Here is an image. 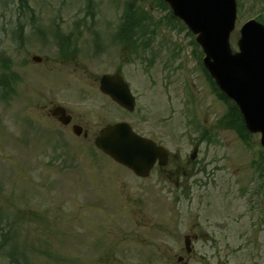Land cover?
<instances>
[{
	"label": "rangeland",
	"instance_id": "1",
	"mask_svg": "<svg viewBox=\"0 0 264 264\" xmlns=\"http://www.w3.org/2000/svg\"><path fill=\"white\" fill-rule=\"evenodd\" d=\"M127 1L138 5L143 26L157 28L140 53L147 61L111 41ZM28 4L33 12L22 14L20 0H0V243L11 231L28 253L24 264H264V226H253L264 209V179L252 203L243 192L261 152L258 136L247 148L235 131L217 130L197 164L185 157L228 106L192 57L187 29L165 23L169 10L158 0H94L93 9L87 0ZM263 5L243 0L233 49L241 25ZM58 32L73 35L78 54L69 60L60 55ZM174 52L176 61H167ZM118 66L137 98L133 113L99 88ZM57 105L72 124L50 115ZM117 121L159 141L172 158L179 154L163 173L136 177L94 146L99 130ZM75 123L88 137L73 133ZM199 161L213 175L197 171ZM186 236L196 237L190 255ZM0 264H8L2 252Z\"/></svg>",
	"mask_w": 264,
	"mask_h": 264
},
{
	"label": "water",
	"instance_id": "2",
	"mask_svg": "<svg viewBox=\"0 0 264 264\" xmlns=\"http://www.w3.org/2000/svg\"><path fill=\"white\" fill-rule=\"evenodd\" d=\"M166 1L175 14L199 34L198 40L207 53V68L221 89L238 103L248 129L262 133L264 145V27L254 21L248 23L238 41L241 52L233 53L229 39L236 14L234 0ZM101 89L122 106L133 110L134 99L119 76H104ZM53 114L61 115L64 124L71 120L60 107ZM74 131L81 135L82 128L76 126ZM95 142L101 150L141 176L149 174L157 158L161 159L162 165L166 164L167 153L152 141L139 138L125 123L107 126Z\"/></svg>",
	"mask_w": 264,
	"mask_h": 264
},
{
	"label": "trees",
	"instance_id": "3",
	"mask_svg": "<svg viewBox=\"0 0 264 264\" xmlns=\"http://www.w3.org/2000/svg\"><path fill=\"white\" fill-rule=\"evenodd\" d=\"M25 1V0H24ZM23 7H25V4H23ZM27 9L28 6H26ZM128 24L130 23H136V20L134 18V13L131 17H128V21H126ZM230 122V128H234L236 129L237 132H239L240 135L244 134L245 128H244V124H243V120L242 117L238 111V109L234 106V112L233 115L231 116V118L229 119ZM19 264V262H17Z\"/></svg>",
	"mask_w": 264,
	"mask_h": 264
},
{
	"label": "flooded vegetation",
	"instance_id": "4",
	"mask_svg": "<svg viewBox=\"0 0 264 264\" xmlns=\"http://www.w3.org/2000/svg\"><path fill=\"white\" fill-rule=\"evenodd\" d=\"M193 164H197V160L194 161ZM260 168H261V166H259V171H260ZM260 213H261V215H260V217H259V220H260V222H261V219H262L263 215H262V212H261V211H260Z\"/></svg>",
	"mask_w": 264,
	"mask_h": 264
}]
</instances>
